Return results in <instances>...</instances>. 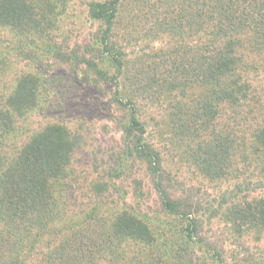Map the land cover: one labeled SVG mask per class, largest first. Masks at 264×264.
Returning <instances> with one entry per match:
<instances>
[{"label":"trees","instance_id":"trees-1","mask_svg":"<svg viewBox=\"0 0 264 264\" xmlns=\"http://www.w3.org/2000/svg\"><path fill=\"white\" fill-rule=\"evenodd\" d=\"M49 2L0 0V30L9 31L16 38L15 52L37 60L35 64L43 53L62 51L46 34L54 22L45 20L54 19L52 12L46 13ZM122 5L121 0L89 3L87 14L98 24L94 38L98 57L96 62L84 58L79 61L102 80L108 79V64L115 81L122 78L129 87L125 93L115 91L111 101L117 110L128 111L121 130L136 142L132 149L123 150L109 170L118 178L123 174L122 158L145 160L147 172L157 180L154 183L166 214H158V224L168 226L171 219L175 230L171 234L168 228L161 232L154 225V212H142L135 208L137 204L107 207L101 201L85 208L78 220L60 222L64 196L59 194L58 182L68 177L65 167L77 144L69 139L68 130L60 125L48 126L31 135L11 155L1 151L15 132V113L37 98L39 78L29 74L0 99V264H229L198 235L200 204L188 192L179 194L176 181L162 168L155 149L142 141L144 124L136 119L134 105L137 98H149L163 106L171 122L165 125L166 144L174 155L182 156L181 162L193 165L208 179L230 175L237 152L248 165L247 146L244 141L240 144L241 133L237 132L248 117L240 110L245 102L255 107L248 113L255 114L252 119L256 126L250 136V153L259 154L264 149V105L259 104L257 91L242 74L249 57L239 53L243 45L239 38L251 34V52L264 56V0L135 1L133 18L153 19L152 32L185 36L187 45L154 53L143 50L145 55H138L128 66L133 68L131 73L114 40ZM70 56L69 60H75L77 55ZM196 86L204 89L199 97L189 90ZM222 105L232 109L227 106L219 112ZM246 134L242 130V136ZM106 188V182H98L92 185L91 194L98 196ZM234 188L219 195L221 218L233 234L251 230L264 233V196L238 198L236 194L243 189L238 184ZM84 196L88 201L92 197L90 191ZM88 201L82 205L91 203ZM128 247L133 254H127Z\"/></svg>","mask_w":264,"mask_h":264},{"label":"rangeland","instance_id":"rangeland-1","mask_svg":"<svg viewBox=\"0 0 264 264\" xmlns=\"http://www.w3.org/2000/svg\"><path fill=\"white\" fill-rule=\"evenodd\" d=\"M48 1L51 2L46 13L52 12L54 19L47 17L45 20L54 22L51 28L48 27L46 34L52 38L53 44L61 46L60 54L52 51L43 53L35 64L34 61L37 60H28L15 52L13 47L16 46V38L9 31L0 30V99L15 90L20 78L29 74L39 78L35 91L37 98L32 105L26 103L15 113V132L6 139L2 153L9 156L20 145L28 142L31 135L37 131L60 125L68 130L69 139H74L77 143L69 166L65 167L68 177L58 182L61 186L59 194L64 196L63 205L60 207L63 213L60 222L70 223L78 220L85 208L100 201L106 203L107 207L115 204L120 207H135L137 204L135 208L141 209L142 212L153 211L154 225L159 226L161 232L168 228L171 234L175 230L174 221L169 219L168 226L158 224V214H166L162 212L158 187L154 183L157 180L152 179L151 174L147 172L145 160L128 156L122 158L123 174L118 178L109 170L123 150L133 148L136 139L129 138L121 130L125 125V118L128 117V111L117 110L116 103L111 101L115 91L125 93L129 87L123 84L122 78L115 81L114 70L108 64L105 66L109 69L108 79L102 80L91 74L92 70L83 61H79L83 58L97 61L94 38L98 24L87 14V7L92 1L103 0ZM135 1L137 0H121L123 5L120 7L119 23L114 28V40L123 54L122 61H127V67L136 61L138 55H145L143 50L146 53H154L187 45L185 36L178 37L163 31L152 32L150 26L154 23L153 19H139L136 16L133 18L131 9ZM239 39L243 43L239 53H243V57L244 53L249 57L246 61L248 68H244L242 74L248 84L257 91L259 104L264 105V56L251 52V34H243ZM74 53L77 55L75 60H69L70 55ZM127 69L130 73L133 70L132 67ZM189 90L199 97L204 89L196 86ZM248 95L250 98L252 93ZM245 103L240 111L244 112L243 116L248 117V122L242 123L237 132L241 133L240 144L244 141L247 146L248 165L241 161L240 152H237L232 161L230 175L216 180L199 174L193 165L181 162V155L176 156L171 152L163 139L165 125L171 124L163 106L157 105L149 98H137L134 110L136 119L144 124L142 141L152 146L153 151L155 149L162 161V168L176 181L177 188L180 189L179 194L181 195L183 190L184 194L188 192L199 202L198 215L201 214V222L198 235L203 241L211 244L213 252H218L222 260L229 264H263L264 233L251 230L241 235L233 234L229 224L221 218L222 214L218 211L219 195L225 191H233L237 184L243 189L241 194H236L238 198L264 196V149L259 154L250 153L253 142L250 136L256 126L253 127L252 119L255 114L251 117L248 113L255 107H251V102ZM226 107L232 109L229 105H222L219 112ZM256 123L257 120L254 121V124ZM242 130L247 133L246 137L242 136ZM98 182H106L107 188L95 197L91 194V188ZM88 191L92 196L89 201L84 196ZM87 201L91 203L82 205ZM213 211L218 214H213ZM91 229L92 227H89L90 231ZM128 250V255L133 254L131 247H128ZM108 257L106 256L107 259ZM98 264L107 263L100 261Z\"/></svg>","mask_w":264,"mask_h":264}]
</instances>
